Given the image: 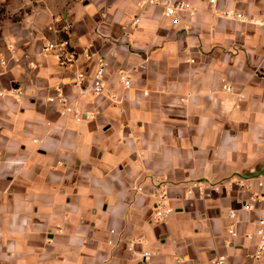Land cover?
Masks as SVG:
<instances>
[{"label": "crops", "instance_id": "1", "mask_svg": "<svg viewBox=\"0 0 264 264\" xmlns=\"http://www.w3.org/2000/svg\"><path fill=\"white\" fill-rule=\"evenodd\" d=\"M184 1L196 13L175 24L147 0L32 3L20 61L0 71V264H146L145 250L152 264H264L252 257L258 238L244 236L257 214L241 192L201 202L178 187L264 173V0ZM54 16L72 22L88 77L98 56L108 61L106 94L71 100L79 120L48 101L75 92L72 68L41 53ZM160 180L176 210L154 223Z\"/></svg>", "mask_w": 264, "mask_h": 264}, {"label": "built area", "instance_id": "2", "mask_svg": "<svg viewBox=\"0 0 264 264\" xmlns=\"http://www.w3.org/2000/svg\"><path fill=\"white\" fill-rule=\"evenodd\" d=\"M148 3L161 6L163 14L168 17L174 24L182 20L184 15H192L196 13V9L190 7L184 0H147ZM213 3L214 0H209ZM224 15L228 18L245 21L246 17L241 12L226 10ZM72 22L64 17H54L47 27L52 37L47 39L41 52L44 56H52L59 67L72 68L73 79L72 87L75 90L72 97L68 94L56 90L55 94L48 97V101L60 105L65 112L73 113L77 120L87 117V114L77 106L78 100L85 98L88 94L98 98L104 96L105 92V75L108 61L104 56H98L96 60V68L88 77L85 70L78 63V53L72 47L70 38L72 35ZM84 56L89 58L90 53L84 52ZM121 85L129 88L132 84L131 77L127 73L120 74ZM225 90H230L229 85H223ZM14 96L22 95V91L18 87L12 89ZM77 99L72 102V98ZM73 98V99H74ZM181 189V198L183 200L194 199L197 201H208L219 194H231L234 191L241 192L245 197L242 203V210L245 212H255L256 229L254 233H246L244 236L248 239L258 238L255 251L252 257L256 260L262 258L264 254V173L257 175H238L234 174L217 181L194 179L185 184L179 185ZM142 188L139 187L138 190ZM152 198V219L156 223L166 222L172 213L176 210L172 205V197L170 195L169 183L163 180L154 183L150 190ZM228 217L231 222L227 227L228 239L227 244H231L237 237L235 212H229ZM113 231V230H111ZM153 253L145 250L141 253V258L146 264H152L150 259ZM225 259L221 255L212 257L210 264H224Z\"/></svg>", "mask_w": 264, "mask_h": 264}, {"label": "rangeland", "instance_id": "3", "mask_svg": "<svg viewBox=\"0 0 264 264\" xmlns=\"http://www.w3.org/2000/svg\"><path fill=\"white\" fill-rule=\"evenodd\" d=\"M38 2L39 0H28V2L26 0H0V71L7 69L8 61L16 63L20 61L19 56L16 54L15 41L20 38L18 35L23 34V32L27 33L28 27L25 20L32 14V3L37 4ZM224 12L225 10L222 11L223 15ZM245 17L246 21L249 20L248 16ZM51 22L47 24L46 29ZM13 88L14 85L11 86V89ZM228 91H231V86ZM260 174H263V172H260ZM163 181L168 183L167 180ZM152 221L154 222L153 219Z\"/></svg>", "mask_w": 264, "mask_h": 264}]
</instances>
